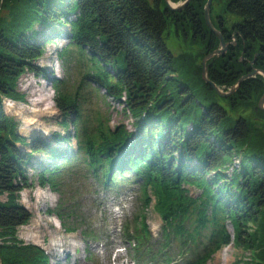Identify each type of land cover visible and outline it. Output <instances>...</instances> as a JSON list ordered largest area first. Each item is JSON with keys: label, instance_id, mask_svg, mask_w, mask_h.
Returning <instances> with one entry per match:
<instances>
[{"label": "trees", "instance_id": "trees-1", "mask_svg": "<svg viewBox=\"0 0 264 264\" xmlns=\"http://www.w3.org/2000/svg\"><path fill=\"white\" fill-rule=\"evenodd\" d=\"M204 3L192 0L182 11H172L165 0H3L0 197L7 198H0V264H51L44 249L18 236V228L32 217L18 199L31 185L25 167L38 154L59 161H41L38 180L60 194L61 201L48 212L59 218L67 233L81 228L84 237L99 238L95 229L77 226L83 219L81 198L86 193L98 195L97 186L117 194L137 183L140 211L134 215L133 231L124 226L123 233L135 240L138 264L171 263L179 258L184 261L180 264H204L231 240L227 220L235 243L251 249L254 264H264V133L251 134L252 125L244 116L233 117L241 100L221 97L202 76L199 62L219 45L206 23ZM228 8L242 19L232 30L223 25L220 29L224 35L235 33L238 44L208 62L210 79L226 87L251 70L259 51L254 67L264 70V0H230ZM171 16L190 20L196 40L208 34L197 49L201 55L183 53L178 65L164 39ZM37 24L50 30L54 24L70 27L69 41L90 54L91 67L84 80H93L109 97L123 103L135 118V130L126 124L81 125L78 91L82 85L73 93L64 78L50 77L35 64L45 52L44 44L52 40L51 31H46L43 40L35 42L40 33ZM67 51L66 47L58 57H66ZM27 70L52 81L58 108L71 118L63 122H72L74 133L69 126L67 135L52 134L56 141H68L66 146L39 136L27 143L4 113L3 96L23 98L17 80ZM263 91L264 77L258 75L244 80L238 93L244 99H259ZM73 138L75 147L69 142ZM24 144L29 151H22ZM235 152L243 155L239 168L232 162ZM76 163L92 175L93 185L74 188L68 184L65 173L73 172ZM228 170H232L230 178ZM188 186L200 188V195L191 196ZM150 192L158 198L155 206L165 221L163 239L156 241L144 213L152 203ZM93 198L96 204L98 199ZM249 222L257 223L250 235Z\"/></svg>", "mask_w": 264, "mask_h": 264}, {"label": "rangeland", "instance_id": "rangeland-1", "mask_svg": "<svg viewBox=\"0 0 264 264\" xmlns=\"http://www.w3.org/2000/svg\"><path fill=\"white\" fill-rule=\"evenodd\" d=\"M183 1L178 0L172 2L173 5H176ZM191 1L188 5H190ZM207 1L203 4L205 19ZM229 1H212L209 15L212 24L219 31L222 25L227 30H232L231 27L242 19L240 14L229 10ZM2 2L3 0L0 2V8ZM190 23L191 21L188 19L176 20L171 16L169 25L165 31L164 39L176 56V65L179 64V56L183 53L196 56L197 49L203 46L201 41L203 42L204 40L205 43L208 39L207 34L205 39H201V41L196 40ZM206 23L208 25L207 20ZM51 27V30L40 24H37L35 27L40 32L39 35L35 36V42L37 43L43 40L46 31H51L52 34V40L44 44L45 52L38 60H35V64L45 68L47 75L50 77L64 78L67 82V88L73 93H76L77 89L82 85L78 91L80 95L78 104H80L81 125L91 126L103 123L104 125L115 127L120 124H126L130 130H135L133 125L135 118L129 110L124 108L123 103L109 97L106 94V90L98 83L93 82V80L90 81V79L86 78L85 80L89 83L85 82V74L90 71L89 69L91 67L90 54L85 48L82 52V50L69 41L68 34L70 27L66 24H54ZM209 29L211 31L210 27ZM213 34L219 39V45L209 54L204 55L201 61L199 58V64L202 66V70L203 59L205 57L214 53L217 49L222 50L207 59L206 66L208 69V62L213 57L225 56L232 46L235 47L238 44L239 39L235 33L232 31H229L227 35L222 33L224 42L227 44L225 49H223L220 37L216 33ZM66 47L68 48L66 57L59 58L58 53L62 50L64 51ZM198 52L201 55V52ZM259 54L260 51L255 54L254 59L251 61V70L241 75L232 86L226 87L216 84L222 94L230 93L228 95H222L216 90L221 97L226 98L232 96L236 101L238 99L241 100V103L238 105L241 104L239 107H243L236 108L233 111V117L244 116L249 121V125H252L251 134L256 135L255 137L259 134L258 132L264 133V109L259 106L260 100L264 96V91L259 99L253 98L252 96L244 99L245 95H241L238 92L244 80L258 75L264 77L263 73L257 72L242 79V77L248 75L254 69H261L254 67V62ZM205 81L210 83L207 80ZM88 85H90L89 88H87ZM17 89L23 94V98L19 100L3 96L2 105L4 113L17 124L18 133L26 138L27 143H30L34 136H39L45 137L46 139L49 138L54 145L58 144L57 146L60 147L66 146L68 141L59 142L52 138V134L55 136L56 133H61L62 135H67L69 131L74 133L73 123L71 122L67 125L63 122L65 119H68L70 122L71 118H66V115H63V112L58 108L52 81L42 75H35L32 71L27 70L17 80ZM46 96H49V98L45 99ZM238 97H242V99ZM123 99L125 100V97ZM48 106H51V110L47 108ZM69 126L70 130L67 131ZM69 142H71L73 147L76 146L74 138L69 140ZM21 149L22 151H29L30 147L24 144L21 146ZM233 154L232 162L235 168H239L243 155L238 152ZM41 161L55 162L58 160H52V158H48L44 154H38L25 167L27 181L31 185L19 193L18 199L29 210L32 217L28 223L18 228L19 239L25 243H36L45 248L51 257V264H134L131 244L124 240L120 228L122 223L132 220L134 215L140 211L139 193L135 191L137 190L138 184L133 183V185L126 187L120 195L101 190L99 195L102 197L103 205L100 207H97V204L93 203L94 198L89 193L84 194L83 197L81 194L76 193V196L82 197L80 200L82 207L79 209L83 213V219L79 221L77 226L83 229L90 227L95 230H101L100 235L103 237L100 240L93 241L91 238H84L82 236L81 228L77 229V231L67 233L63 230L59 218L48 212L56 207L58 202L61 201V198L59 193L54 192L48 186H42L40 184L38 171L41 168ZM71 169L73 172L68 171L65 173V179L71 187L79 188L84 184L93 185L95 183L92 175L85 170L86 168L83 164L76 163ZM231 173L232 170L226 171L227 177L230 178ZM128 175L132 176V173ZM188 188L191 196L197 197L200 195V188L194 186H188ZM68 190L69 188L65 189L66 192ZM150 196L152 197V203L144 211L146 215L145 220L153 235L157 237L163 233V219L159 211L155 208V203L158 201V198L153 192H150ZM0 198L4 200L7 197L3 195ZM208 212L211 213V208H209ZM194 218L195 216L192 215L190 222ZM225 225L230 233L231 240L228 244L217 250L204 264H254L255 257L251 249L235 243L234 229L231 222L227 220ZM256 228L257 223L249 222L247 228L248 235L254 232ZM88 248L91 251L87 250ZM88 255H92L90 259Z\"/></svg>", "mask_w": 264, "mask_h": 264}, {"label": "water", "instance_id": "water-1", "mask_svg": "<svg viewBox=\"0 0 264 264\" xmlns=\"http://www.w3.org/2000/svg\"><path fill=\"white\" fill-rule=\"evenodd\" d=\"M165 1L167 2V7H168V9L179 11V10L183 9L185 6H187L188 3H189L191 0H184L182 3L176 4V5H173V2H172L171 0H165ZM212 1H213V0H208V1H207V5H206V8H205L206 20H207V22H208L209 27L211 28V31H212L213 33H216V34L220 37V39H221V43L223 44V49H225V47L227 46V44L224 42L223 35H222V31H221V30H220V31L217 30V29L214 27V25L212 24L211 19H210L209 11H210V7H211V4H212ZM174 4H175V3H174ZM219 51H222V50H221V49H217V50H215L214 53H212V54H210L209 56L205 57V58L203 59V64H202V65H203V77H204V79L207 80V81H209L210 84L212 85V87H213L215 90H217L218 93L222 94L221 91L219 90V87L216 85V83L213 82V81H211V80L209 79V76H208V74H207L208 69H207V66H206V61H207V59H208L210 56L214 55L216 52H219ZM257 72H261V73H263V75H264V71H263V70H261V69H254V71H252V72H250L248 75L242 77V79H244V78H246V77H248V76H250V75H253V74L257 73ZM242 79H241V80H242ZM232 92H233V91H232ZM232 92H231V93H232ZM228 94H230V93H224V94H222V95H228ZM259 106H260L262 109H264V96L261 98L260 103H259Z\"/></svg>", "mask_w": 264, "mask_h": 264}, {"label": "bare ground", "instance_id": "bare-ground-1", "mask_svg": "<svg viewBox=\"0 0 264 264\" xmlns=\"http://www.w3.org/2000/svg\"><path fill=\"white\" fill-rule=\"evenodd\" d=\"M48 98H49V96H46V97H45V99H48ZM47 108L50 109L51 106H48ZM50 110H51V109H50ZM30 119H31V118H30ZM32 120H33V119H32ZM36 121H37V120H36ZM30 123H31V122H30ZM41 195H42V193H41ZM29 237H30V235H29ZM30 238H31V237H30ZM41 240H42V239H41ZM42 241H43V240H42ZM38 242H39V241H38Z\"/></svg>", "mask_w": 264, "mask_h": 264}]
</instances>
